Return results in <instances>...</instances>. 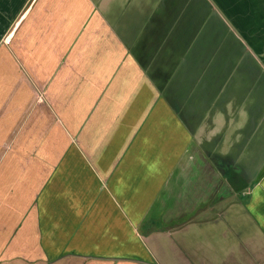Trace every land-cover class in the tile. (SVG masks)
<instances>
[{"label": "crops", "instance_id": "1", "mask_svg": "<svg viewBox=\"0 0 264 264\" xmlns=\"http://www.w3.org/2000/svg\"><path fill=\"white\" fill-rule=\"evenodd\" d=\"M220 212L262 256L264 0H0V264H160Z\"/></svg>", "mask_w": 264, "mask_h": 264}, {"label": "rangeland", "instance_id": "2", "mask_svg": "<svg viewBox=\"0 0 264 264\" xmlns=\"http://www.w3.org/2000/svg\"><path fill=\"white\" fill-rule=\"evenodd\" d=\"M229 221L221 212L212 220L199 218L196 228L183 235L180 247L174 246L178 235L173 233L150 242L151 249L160 264H264V254L252 236L244 234L237 222L231 227Z\"/></svg>", "mask_w": 264, "mask_h": 264}]
</instances>
